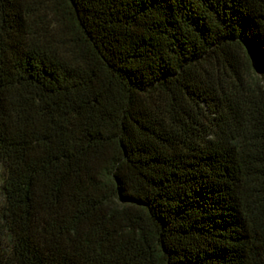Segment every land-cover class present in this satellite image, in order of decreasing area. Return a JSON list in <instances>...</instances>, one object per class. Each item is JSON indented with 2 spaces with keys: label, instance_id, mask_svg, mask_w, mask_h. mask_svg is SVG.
Returning <instances> with one entry per match:
<instances>
[{
  "label": "trees",
  "instance_id": "16d2710c",
  "mask_svg": "<svg viewBox=\"0 0 264 264\" xmlns=\"http://www.w3.org/2000/svg\"><path fill=\"white\" fill-rule=\"evenodd\" d=\"M0 264H264V0H0Z\"/></svg>",
  "mask_w": 264,
  "mask_h": 264
}]
</instances>
